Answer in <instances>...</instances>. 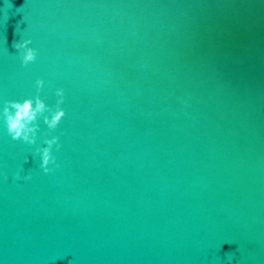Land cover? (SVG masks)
I'll return each instance as SVG.
<instances>
[{
  "label": "water",
  "instance_id": "obj_1",
  "mask_svg": "<svg viewBox=\"0 0 264 264\" xmlns=\"http://www.w3.org/2000/svg\"><path fill=\"white\" fill-rule=\"evenodd\" d=\"M57 87L0 122V264H264V0H0V103Z\"/></svg>",
  "mask_w": 264,
  "mask_h": 264
},
{
  "label": "clouds",
  "instance_id": "obj_2",
  "mask_svg": "<svg viewBox=\"0 0 264 264\" xmlns=\"http://www.w3.org/2000/svg\"><path fill=\"white\" fill-rule=\"evenodd\" d=\"M30 43L29 39H21L15 44L22 65H27L36 57V50L29 46ZM43 84V79L38 77L35 80L37 93H39ZM54 95L56 99L55 104L52 106L45 103V100L39 94L22 100H4L0 103V122L3 123L9 136L13 140L19 139L28 145H36L39 130L38 117L43 119L47 130L55 129L65 115L64 108L61 107L64 101V89L61 87L55 88ZM40 135L44 138L41 144L33 149L32 156H38L40 169L44 173H49L54 168L60 167L53 151L54 149L58 151L61 144L56 135H47L45 132H40ZM27 159L28 156H25L24 160L27 161ZM13 176L18 180L31 179L28 173L22 176L20 170L14 172ZM228 259L230 261L231 256Z\"/></svg>",
  "mask_w": 264,
  "mask_h": 264
}]
</instances>
